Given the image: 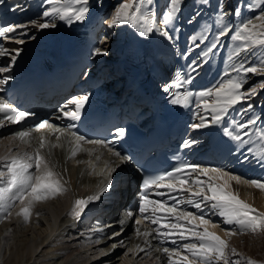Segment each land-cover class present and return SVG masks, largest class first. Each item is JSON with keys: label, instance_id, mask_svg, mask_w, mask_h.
<instances>
[{"label": "bare ground", "instance_id": "6f19581e", "mask_svg": "<svg viewBox=\"0 0 264 264\" xmlns=\"http://www.w3.org/2000/svg\"><path fill=\"white\" fill-rule=\"evenodd\" d=\"M121 2L122 0H89V17L95 18L99 15L104 19L108 17V11L111 6H113L114 13L116 6H118ZM222 2V12H224L225 15L223 16L222 20L220 19L221 26L219 27L221 28L218 27V29L221 30L227 26L228 34L224 37H221L222 43L214 51L212 50L213 52L210 51L209 53H204L205 51L201 50L202 46L199 45L200 42L204 43L203 40H205L207 35L211 33L212 27L216 28L214 25L213 9H211V7L208 8L209 1L205 3L204 9H201L200 5V7L197 9H193L191 7L193 11L195 10V12H197L196 16L191 14L187 9L184 8V6H181V9L185 11V19H182L176 15V17H174V19L168 23L167 27L175 35V43L179 39V46L183 50L186 61L189 60V62L192 64L193 61H195L197 65L198 63L204 62L206 60L207 65L203 75L198 76V68H196L195 72H192L191 68L189 72L188 68L186 74V78H191V80L195 79L196 81L199 80V82L202 84V86L197 90L198 93L212 88L216 83L226 78L225 76H222L223 78L221 77V79L217 82V78L221 75H215L212 78H209L212 75L217 62H221V65L225 66V69H231L227 72L231 77L243 81L244 88L242 91L249 90L246 89L247 85L248 87L250 86V89L254 87L256 89V95L252 96L247 102V104L251 105L249 113L242 116L241 110L243 108L241 105L243 104V100L233 108L229 109L227 113L228 117L226 121L231 127L234 128H237L236 125L238 123H247L249 120H255V125H249L247 128L249 135L243 136V131L238 130L240 131L243 142L237 140L233 142L219 141L218 145L223 149L231 146V152L233 153V157L237 158L236 161H239L242 157L248 154H253V156H255L254 160L258 162V165L263 163V165L258 169V172H261V175L251 179L241 171V175H238L237 173H234L233 170H226L224 167L216 163H210L204 168H220L230 172L233 175L240 176L242 180L247 179L264 182V159H262V153H264V140L260 141L258 138L252 140L255 138L253 137L256 131L255 127H261L263 125L264 129V112L259 116V110L264 109V88L261 87V82L264 81V77L254 74L248 75L250 79L256 80L253 85L250 84V80H244L245 76L243 73L238 74L237 72L232 71L233 67L239 68L240 63L244 62L245 60H247V64H245V66H259L260 61H264V47L262 50L259 49L261 47H255L250 51H242L238 57L229 59L235 46L239 43L237 41H233L230 35L232 34V30L239 25L241 16H237V10H234V3L232 4L230 0H222ZM168 4L169 0H153L152 5L148 6V8L145 10H150L151 13L154 14V19L156 22L155 11L157 10V14L160 11L162 14H164L168 8ZM190 4L192 5V3ZM164 6L165 8H163ZM50 7L51 5L44 2L43 4L39 5V10L44 12ZM157 19L158 21L155 23L153 31L148 33L146 36H141L140 28L134 27L130 23L118 24L111 27L108 25L111 29H113L110 36L111 42L107 45L108 47L106 45H102L100 48H98L101 50L100 54H97V52L95 53V75L97 74L98 76H102L104 71L103 68L107 67L109 68L107 70L109 71V74L105 78L106 82L110 80L114 72H117V76L121 77V68L126 66V64L122 63V53L126 50H128V53L130 54V60L138 58L139 53L142 52L143 54L145 53L150 62L155 63L152 55L159 52V49L153 44H151L149 47H145L144 45L148 43L150 39L155 42L159 41V38L155 34V30L156 27H158L159 20H162V17H157ZM179 20L181 22H179ZM41 21L55 23L56 25V27L48 28L42 32L41 36H45L51 30H59L62 31L67 38H70L81 28L80 23L77 25L73 24L76 21L68 23L67 20L62 21L57 18V22H55L53 16L44 17L41 19ZM125 26L127 27L125 32V45L122 47L123 43L120 39L124 36L123 31ZM39 32H41V30H39ZM223 38L225 40H223ZM31 41L32 42L25 41L21 44L26 45L35 43L30 51L36 54L38 51L36 48L37 41L33 39ZM159 44L165 51H172L173 49L170 47V45H166L167 43L164 44L159 42ZM112 46L115 48L114 51L112 50L111 52L109 47ZM21 50L23 51V48L20 49V52ZM44 50V48L41 49V51ZM197 55H201L198 60H196ZM178 57L179 55L176 54V58ZM248 59L251 60L248 61ZM36 61L37 59H33L28 63L33 65V63ZM186 64L188 65V63ZM13 65L18 67L22 65V61L13 62ZM203 65L204 64H201V67ZM20 73L22 74L24 72H18L17 74ZM122 82L124 83L125 79H122ZM191 87L194 88V84L191 83ZM2 89L3 87H0V90ZM196 99L199 100L198 115L205 118L207 126L204 128L195 129L206 133L205 139H203L205 142L207 140L208 134L211 133L209 130V126L211 125V113L204 110L198 96ZM206 99L211 100V98ZM53 107H57L55 106V103H52L51 108ZM225 117L226 115L224 118ZM234 119H238L236 124H233ZM198 123H200V119L198 120ZM66 124L69 123L66 122ZM62 131L63 130L57 132L56 128H46L39 132L35 129H30L28 132H30L31 135L27 142L21 141L18 138H11L8 136L7 132L0 131V156H5V154L8 152L7 148L9 147H14L13 151H22L23 153H21L19 157H23L24 154L33 155L36 149L39 147V138L43 136L45 138V147L40 149V154L47 162L48 167L55 173L53 178L58 180L62 187L66 189V191L52 198L32 203L28 222L21 226L20 230L24 233L27 231H32L31 225H33V222L41 219L40 217L46 216L47 225L45 224L46 228L44 234L40 236L41 238L36 243L34 241L27 240L23 244L20 242L17 244L15 242L13 245H11L9 241L6 243V239H8L10 236L3 237L7 232L6 227H13V219L17 221H23V217L17 215V213L22 207L28 206L29 197H24L23 201L18 200V204H15L12 207V211H10L12 208L8 207L7 197L9 194H6L5 199L0 200V217L4 218L3 220L0 219V259L4 257V253H1V247H6V251H8L7 253L10 255V257H8L9 255L7 256L9 260L6 262L3 261L1 263L39 264L36 261L37 259H41V264H46L44 258L45 256H48L46 258H54L53 264H61L60 262L63 260V264H149L147 256L152 254L161 262V264H168L167 254L157 251L158 248L167 247L169 249H176L180 252H183L180 247L173 246L172 239H165L164 242H162L164 245L159 243L156 244L153 238L156 237L155 233H153L151 236H148L147 238L143 236L138 237L135 233L136 225H131L129 223L119 236L122 238V242L125 243V252L122 255H119L117 258L118 255L113 249L114 247H112L113 241L111 240H114L115 242V240L119 239V237L116 239H110V236H106L105 232L102 231L103 236H100L101 239H94V236L99 234L98 232L94 234L87 233L86 225L88 223L98 220V224L96 225L102 227L103 225H106L114 220H105V218H116L119 213H124L123 210L125 206L129 202L130 198H132L131 195L133 192V184L137 178V174L131 166L125 165L127 163L126 161H120L119 158L111 156L105 147L83 142L72 144L69 141L68 134ZM58 135L60 137L59 140L56 139ZM248 139L249 141H252L249 142L248 146L243 149ZM53 144H58L59 146L53 148L51 147ZM74 149L76 150V155L72 157L71 153ZM249 149H251V151H249ZM97 157H99V159H97ZM104 164H107L111 168H115V171L111 173L113 179L112 186L107 192H104L101 195L99 200L89 203L88 207L85 208L79 219H74L71 215H69L73 208L74 201L79 198H86L89 195H94L103 186L102 183L105 182V179H107L106 171L104 173L102 172V167ZM0 170H3V168ZM34 170L35 169L32 168L30 172H33ZM209 175L212 174L210 173ZM191 179H197V174ZM201 182L206 188L208 186V177L204 178ZM213 182L222 183L223 181H217L214 179ZM185 187H189V185L186 184ZM192 187L195 186L192 185ZM228 190L236 193L239 199L251 205L257 210V212H264V191L250 187L247 184H236L235 181L230 182V187ZM183 195L184 201H187L189 198L193 200L198 199L191 197L190 194L186 192H184ZM183 203L185 205L188 204L186 202ZM203 204L205 203H201V205ZM170 206L173 205L170 204ZM188 210L196 215H200L202 212L205 218L210 221L209 225H207L208 230L214 232L216 235L220 236L221 239H224L227 242L229 251L227 252V255L230 260H239L241 264H246L247 259H252L256 261V264H264V232L252 233L247 230L239 229V227L235 224H225L223 222L224 218L216 214L217 210L211 209V205L207 209L197 211L196 208H194L191 204H188ZM101 216H104L105 218H102ZM213 221H218L219 223H222V225H217V223L215 224ZM181 223L185 222L181 221ZM92 225H95V223ZM213 225H215V227H213ZM120 227L121 226H119L114 231L117 232ZM187 227L191 228L193 225H187ZM140 229L141 231L145 230L142 227H140ZM152 229L153 228L150 227L148 230L151 231ZM78 230H81L80 232L82 233L78 234ZM199 230L203 229L200 228ZM226 231H231L235 234L227 235ZM49 235L50 237L48 239ZM11 239L13 240L14 238ZM145 240H147V243H145ZM12 247L13 250H11ZM232 248L236 249L238 255H231L230 250ZM139 249H144V251H140ZM98 250L102 251V255L100 257L97 256L99 252L96 254ZM185 254L187 255V253ZM173 259L178 258L174 256ZM116 261L119 262L116 263ZM221 264H223V262H221Z\"/></svg>", "mask_w": 264, "mask_h": 264}, {"label": "snow or ice", "instance_id": "6c2138e0", "mask_svg": "<svg viewBox=\"0 0 264 264\" xmlns=\"http://www.w3.org/2000/svg\"><path fill=\"white\" fill-rule=\"evenodd\" d=\"M45 3L51 5L48 10L43 12L44 17L58 16L62 21L67 20L68 23L73 21H84L88 15L89 0H44ZM153 0H122L121 3L115 8V11L107 21L108 25L114 26L118 24H132L134 27L140 28V35L146 36L148 33L153 31L155 27L154 14L150 10L145 9L152 5ZM181 10V0H169L168 8L163 14L162 22L167 25L171 22L177 13ZM239 11V9H237ZM225 13L221 12L220 16L223 18ZM257 21L260 23H252L251 20L248 22H241L240 25L232 30L231 39L233 41L239 42L229 59L233 57H238L242 51H250L256 46L264 47V15L256 17ZM33 25L38 29H48L56 27L55 23L51 22H37L33 21ZM22 27V26H17ZM14 27H2L0 26V36H4L9 32H14ZM228 34V28L225 26L221 29L217 36L216 41H219L221 37ZM163 35L168 36L169 33L165 31ZM17 43H22L23 41H16ZM217 43H212L208 51H212L217 47ZM97 54L101 53L100 49H96ZM7 54L6 49L0 47V56ZM19 51L17 50V55ZM16 55L11 57L12 61L16 60ZM196 62L190 65L192 72L196 71ZM9 67H0V73L9 72ZM232 71L238 74L243 73L245 78L247 74L251 73L254 75H261L264 77V61H260L259 66H245L244 62L240 63L239 68L233 67ZM225 79H222L214 85L212 88L205 91H201L197 94L200 98V103L202 104L205 111L211 113V123H219L224 116L228 113L229 109L233 108L235 105L240 103L242 100L249 99L251 96L256 95V89L251 88L246 91H242L244 88V83L242 80L231 77L227 72L224 73ZM11 77H5L0 79V84H4ZM191 78H186L183 83H191ZM176 87H181V84H176ZM261 87L264 88V81L261 82ZM165 92L171 94V88L165 87ZM192 93L186 92L183 96L179 93L172 96L171 102L173 104H180L187 101L188 97ZM211 98V100L206 99ZM87 96H81L72 101L75 104V111H64V116L70 117L75 120L79 117L80 109L83 107L84 103L87 101ZM251 109V105L248 106ZM63 111V110H61ZM0 112H9L0 120V125L7 121L9 123H19L23 121L28 113L24 111H18L17 109L11 107L9 104L0 101ZM255 120H249L247 123H238L236 125L238 130L243 131V136H248L249 132L247 128L249 125H255ZM207 126V122L204 117H200V123L193 124V128H204ZM52 128L47 120L42 121L36 125V131H41L44 128ZM60 132L59 129H56ZM118 134H122L124 129L120 128L116 130ZM224 133L234 140L241 141L242 136L240 131H237L235 135L228 128L223 129ZM63 134V133H61ZM31 133L28 131H20L17 133V138L21 141L27 142ZM75 135V134H73ZM59 135L56 137L59 140ZM260 138L264 140V130L260 131ZM76 141H84V137L76 136ZM94 145H101L108 149L111 156L119 158L121 161H127L129 157L123 155L119 151L113 150L110 146L113 141H100L92 140L88 141ZM39 147L36 149L33 155L24 154L23 157H12L7 160V184L5 187H0V200L5 199L6 194H11L8 199L23 201L25 195L29 197L28 206L22 207L17 213L23 217L24 222L27 223L30 215V207L34 202H40L52 198L64 191L65 188L62 187L60 182L53 177L55 173L48 167L47 162L40 154V149L45 147V138L41 136L39 138ZM58 144H53L51 147H58ZM185 147L190 146L189 142H185ZM251 151V149H249ZM76 155V150L74 149L71 156ZM99 159V157H97ZM262 159H264V153H262ZM186 167H191L192 173L199 175H204L208 177V186L204 187L203 183L197 179L183 178L179 173H182ZM35 169L36 175L29 173V169ZM105 171L107 173V181L100 188L98 192L94 195H89L86 198H79L74 201L73 208L69 215L74 219H79L81 214L84 212L85 208L90 202L99 200L104 192H107L112 186L113 179L111 173L115 171V168L105 166ZM212 175H209V174ZM103 174V173H102ZM223 181L222 183H214L213 180ZM235 181L236 184H247L250 187L264 191V182L257 180H247L241 179L238 175H233L228 171L220 168H197L196 166H180L177 167L173 172H168L166 176H156L152 178H145L142 182V194L139 197V208L140 218L135 219V233L138 237L143 236L147 238L155 233L156 237L163 240L170 238L174 233L179 235L181 240L194 239L196 242L184 243L183 249L187 255L181 256L179 250L169 249V248H158L157 251L167 254L168 264H240L239 260L232 261L229 259L228 244L220 236L216 235L214 232L209 231L207 225L210 221L205 218L203 213L196 215L192 212L180 210L178 205L179 200L175 197H169L174 200L173 206H168L165 201L155 200L149 198V189L155 187L166 188L169 192L183 191L189 193L191 197L198 198L193 200L189 198L186 203L191 204L194 208L200 210L201 203L212 202L211 209L217 210L216 214L223 217V222L225 224H235L239 229L247 230L252 233L264 232V212H257L251 205L245 201L238 198V195L232 191H229L230 182ZM189 187H185V185ZM194 185L195 187H192ZM156 195L163 196L164 193L156 192ZM158 214H164L158 215ZM128 218H134V213L128 211L126 213ZM3 217H0L2 219ZM168 218L174 219L175 222H165ZM149 222L152 225H156L151 231L145 229L141 231L140 225L145 222ZM184 221L185 223H181ZM195 222V224H193ZM123 225V221L120 222ZM187 225H193L189 228ZM215 227V225H213ZM167 229L166 231H161V229ZM202 228L203 230H199ZM99 231V229H97ZM227 235H234L235 233L231 231H226ZM114 235H119L116 233ZM147 243V240H145ZM173 243L175 241L173 240ZM144 251V249H139ZM231 255H238L235 248H232ZM178 259H173V257ZM246 264H256V261L252 259H247Z\"/></svg>", "mask_w": 264, "mask_h": 264}, {"label": "rangeland", "instance_id": "374dc122", "mask_svg": "<svg viewBox=\"0 0 264 264\" xmlns=\"http://www.w3.org/2000/svg\"><path fill=\"white\" fill-rule=\"evenodd\" d=\"M187 1V2H186ZM192 0H183V1H181V6H184V8L185 9H187L191 14H193V15H197V12H195V10L193 11L192 9H191V7L193 8V9H197V8H199L200 6H201V9H204V7H205V3H207V1H209V6H208V8L209 7H211V9H213V15H214V25H215V29L213 30V32H211V36H209V42L212 44V43H214L216 40H215V37L217 36V34H218V32L220 31L219 29H218V27L219 26H221L220 25V19L222 20V18H221V16H220V13L222 12V9H223V7H222V4H223V2H222V0H193L192 2H191ZM231 1V3L235 6L234 7V10L236 11L237 9H239V11L237 12L236 11V13L238 14H236L237 16H241V18H240V20H239V25L241 24V22H248L249 20H251L252 21V23H256V24H258V23H260V21H257L256 20V17L257 16H260V15H264V0H230ZM201 2V3H200ZM190 3H192V5L190 4ZM199 3V4H198ZM226 3V2H225ZM196 4V5H195ZM202 4V5H201ZM200 5V6H199ZM187 7V8H186ZM184 13H185V11H183V9H181L178 13H177V16H179V17H181L182 19H185V15H184ZM207 13V12H206ZM224 13V12H223ZM234 13V12H233ZM242 13V14H241ZM159 17H161V12L159 13ZM163 25V24H162ZM168 25V24H167ZM166 25V26H167ZM219 28H221V27H219ZM216 30V31H215ZM162 31H163V29H162ZM231 36V35H230ZM199 45H201L202 46V48H201V50H204L205 52H206V43L204 42V43H201L200 42V44ZM256 47H260V46H256ZM216 49V48H215ZM214 49V50H215ZM260 50H262L263 49V47H261V48H259ZM204 52V53H205ZM251 59H248V61H250ZM220 64H222L221 62H219ZM244 64H247V60H245L244 61ZM225 67V66H224ZM223 69V68H222ZM231 69L230 68H228L227 69V71H230ZM224 73H226V70H223V71H221V73L219 74V75H223ZM248 75H252V74H247V77L246 78H244V80H250V84H253L254 85V83L256 82V80H253V79H250L249 78V76ZM221 76H219V78L221 77ZM224 76V75H223ZM223 78V77H222ZM217 85V84H216ZM247 85V84H246ZM245 85V86H246ZM254 87V86H253ZM255 88V87H254ZM246 89H250V86L248 87V85L246 86ZM245 89V90H246ZM252 97V96H251ZM247 102H248V100H247ZM246 102V103H247ZM244 105H248V104H244V101H243V104L241 105L242 106V108H244ZM240 106V105H239ZM249 106V105H248ZM248 106H247V108L245 109V110H247L246 112L247 113H249L250 112V110L248 109ZM261 113H262V111H261V109L259 110ZM263 114V113H262ZM136 181H137V178L135 179ZM0 187H3V185L2 186H0ZM48 206V205H47ZM41 219H39V220H36V221H34L33 222V225H31V227H32V231H27V232H21V226H23L24 224H25V222H24V219H23V221H17V220H15V219H13V221H12V225H13V227L11 228H7L6 227V235H4L3 237H11V238H14L13 240L9 237L8 239H6V243L9 241V243L11 244V245H13L15 242L18 244L19 242L21 243V244H23L24 242H26L27 240H29V241H34L35 243L37 242V241H39V239L41 238L40 236H42L43 234H44V231H45V226L47 225V217L45 216V217H40ZM40 221V222H39ZM14 222V223H13ZM46 224V225H45ZM26 226H27V224H26ZM114 226V225H113ZM39 228V229H38ZM118 227H112V228H110V229H108V230H106L105 231V235L106 236H110L109 238L110 239H116V238H118L120 235H114L115 233H116V231H114V230H116ZM5 232V231H4ZM81 232H80V230H78V234H80ZM11 235H13V236H11ZM16 236V237H15ZM14 241V242H13ZM111 241H113V245H112V247H114L113 249L116 251V254L118 255L117 256V258L119 257V255H122L124 252H125V247H124V242H122V238H120L119 237V239H117V240H115V242H114V240H111ZM121 241V242H120ZM12 242V243H11ZM4 246V245H3ZM20 246H22V245H20ZM1 253H4V257L2 258V259H0V264H3V263H1V262H6L7 260H9V258H7V256L9 255L7 252L8 251H6L7 250V248L5 247V248H3V247H1ZM11 250H13V247H12V249ZM4 251V252H3ZM38 251V250H37ZM98 252H99V254L100 253H102V251H100V250H98L97 251V253L96 254H98ZM98 254V255H99ZM36 255V254H35ZM97 255V256H98ZM6 256V257H5ZM8 257H10V255L8 256ZM46 257H48V256H45V258H44V260H45V263L46 264H53V262H54V258H46ZM7 258V259H6ZM41 258H43V257H41ZM41 260V259H40ZM39 259H37V263H39V264H41V261H40ZM51 261V262H50ZM50 262V263H49ZM117 262H119V261H116V263ZM61 264H63L64 263V260L62 261V262H60ZM240 264H241V262H240Z\"/></svg>", "mask_w": 264, "mask_h": 264}]
</instances>
